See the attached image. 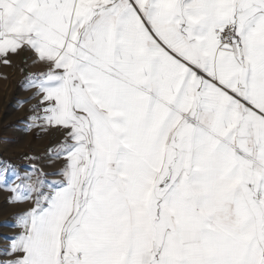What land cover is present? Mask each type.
Here are the masks:
<instances>
[{"label":"snow or ice","instance_id":"6c2138e0","mask_svg":"<svg viewBox=\"0 0 264 264\" xmlns=\"http://www.w3.org/2000/svg\"><path fill=\"white\" fill-rule=\"evenodd\" d=\"M21 54L63 164L0 160V264H264V0H0Z\"/></svg>","mask_w":264,"mask_h":264},{"label":"crops","instance_id":"0c3cea01","mask_svg":"<svg viewBox=\"0 0 264 264\" xmlns=\"http://www.w3.org/2000/svg\"><path fill=\"white\" fill-rule=\"evenodd\" d=\"M27 61V66L28 69L23 68L22 70H20L21 65H24ZM42 66L37 65V66H32V57L30 54H21L18 57H14L13 58V64L12 66H4V65H0V89L2 87L3 84V80H5L6 78H9L11 75H13V72L15 70L17 71H22V78L23 80L21 81L20 85H19V89L17 91V94L11 99L10 101V108L8 111V115L10 116V118H13L14 123L12 125V128L9 130V133L7 134L6 137H4L2 143L5 145V150L7 152V155L9 156V158L13 159L16 158L18 156V153L20 151H23V146L24 145H19L18 147H13V145H10V140L11 137H16L18 136V133H22V134H29L31 135V138L29 139L30 141H32L35 137L41 138L42 134L46 137V139L53 141L49 142V146H46V150L47 152L42 155V156H34L36 159L33 160L32 164L35 163L37 164L39 167L43 168L45 173H54L59 171V169L62 167L63 162L62 161H51L48 158V149L52 146H54L55 144L59 143V141L62 139V135L54 130H49V131H43L39 128H34L31 131H27L26 130V124L24 123L25 121L28 120V117L33 115V113L30 111L32 106L35 104L39 103V99H32L33 94L35 93L36 89H30V90H25L22 87L23 82L25 81V79L29 76V74H34V73H38L41 71ZM21 104H23V106H21ZM22 120V125L24 127H19L20 121ZM35 140V139H34ZM22 144V143H21ZM2 160V158L0 159ZM20 160V159H19ZM15 161V160H14ZM9 164L15 166L18 169H21L22 167H24V165H14L13 163L7 161ZM27 168L24 169H30L31 166H26ZM23 169V170H24ZM50 180H60L62 179V177L60 176H49ZM4 189L0 188V192L5 194ZM12 195V193L8 192V199L9 197ZM5 196L1 197L4 198ZM28 206V207H27ZM32 207V204L29 203H24V204H15V205H10L8 204V207L5 208H0V214H19L22 213L24 211H27L28 209H30ZM11 218V217H10ZM8 219V218H7ZM6 220V219H5ZM11 222H9L10 225V229H15L18 227H14L13 225H15L16 221L12 222V219H10ZM1 225V224H0ZM19 229V228H18ZM2 258V259H1ZM14 256H4V257H0L1 260L3 259H13Z\"/></svg>","mask_w":264,"mask_h":264},{"label":"rangeland","instance_id":"374dc122","mask_svg":"<svg viewBox=\"0 0 264 264\" xmlns=\"http://www.w3.org/2000/svg\"><path fill=\"white\" fill-rule=\"evenodd\" d=\"M26 63L24 65H21L20 70L23 68L28 69L26 67L28 64ZM43 66L41 68V71H43ZM22 71L15 70L13 72V75H11L9 78H6L3 80L2 87L0 89V159L2 158V161H9L13 163L14 165H24L20 170H23L24 168H27L26 166H32L33 159H28L27 157H34L36 156H42L44 155L47 150L46 146H49L50 141L46 139V137L42 134L41 138L35 137L32 141L29 139L31 138V135L25 133L22 134L21 132L18 133V136L11 137L10 145H13V147H18L19 145L23 146V151H20L18 153V156L16 158H9L7 155V152L5 150V145L2 143L4 137L7 136L9 133V130L12 128V125L14 123V119L10 118L8 115V111L10 108V101L11 99L17 94V91L19 89V85L21 81L23 80ZM19 127H24L22 125V120L20 121ZM22 143V144H21ZM20 159V160H19ZM15 160V161H14ZM5 196L4 198H1ZM8 191H5V194L0 192V208H7L8 207ZM28 207V206H27ZM17 214H0V257H4L3 252L4 250L10 248L11 246V238L18 236L21 232V229L15 228L10 229L9 222L10 219H12V222L15 221L14 217ZM11 217V218H10ZM8 218V219H7ZM6 219V220H5ZM2 259V258H1ZM0 259V260H1Z\"/></svg>","mask_w":264,"mask_h":264}]
</instances>
